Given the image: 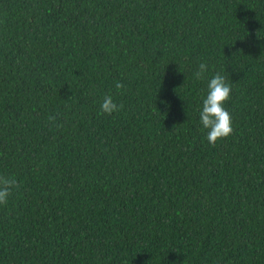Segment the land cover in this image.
Segmentation results:
<instances>
[{"label":"trees","instance_id":"1","mask_svg":"<svg viewBox=\"0 0 264 264\" xmlns=\"http://www.w3.org/2000/svg\"><path fill=\"white\" fill-rule=\"evenodd\" d=\"M0 174V264H264V0H0Z\"/></svg>","mask_w":264,"mask_h":264},{"label":"clouds","instance_id":"2","mask_svg":"<svg viewBox=\"0 0 264 264\" xmlns=\"http://www.w3.org/2000/svg\"><path fill=\"white\" fill-rule=\"evenodd\" d=\"M207 72L208 65L202 62L194 75L196 79H203ZM115 87L119 90L124 88V85L117 82ZM231 92V84L224 75L216 73L209 79L207 94L202 99L199 116L203 127L208 129L206 139L212 146H215L218 140L230 136L234 131L232 115L224 107L225 102L230 98ZM100 108L102 113L110 115L119 112L123 108V104H117L111 95H105ZM49 120L55 122L57 117L50 116ZM56 127H60V125L56 124ZM18 187V182L14 176L0 174V205L7 204L8 198L12 195V190Z\"/></svg>","mask_w":264,"mask_h":264}]
</instances>
